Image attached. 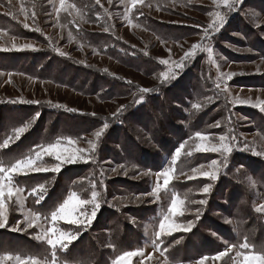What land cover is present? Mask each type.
I'll use <instances>...</instances> for the list:
<instances>
[{
	"label": "trees",
	"instance_id": "16d2710c",
	"mask_svg": "<svg viewBox=\"0 0 264 264\" xmlns=\"http://www.w3.org/2000/svg\"><path fill=\"white\" fill-rule=\"evenodd\" d=\"M81 1L85 2L86 0H65V5L78 8V4ZM166 1L170 2L173 0H146L147 3L143 5L149 11L152 10V6L160 7ZM87 2L89 3V0ZM40 5L46 7V10H48L45 12L46 14L52 11L51 0L43 1ZM61 12H57V17L61 22V29L76 37L75 43L80 45L81 51L89 50L91 53L107 57L145 76L159 75L166 71L159 59L153 57V55L142 48L116 37L111 27L106 25V22L111 25L109 19L103 20L101 6L99 9L98 6L95 7L93 3H89V6L84 11V18L88 20V24L95 25L102 32L90 31L80 26L78 22L73 21V16L76 14L66 12V10ZM139 14L140 12H136L130 18L133 28L151 33L161 44L179 43L184 39L196 36L195 33L185 32L188 31L185 28L178 29L173 25L157 23L156 20L148 15H152L151 13ZM247 23V21H243L242 28L245 31ZM105 28L108 31H105ZM18 29L19 31L21 30L23 38H30L42 43L46 42V48L42 52L37 51L28 55L3 57L5 64L7 61L12 62L10 71L24 74L37 81L58 83L55 74L49 70L52 64H56L58 69L60 66L62 73L75 71L83 73L87 77L88 80L81 85L74 83L75 77L71 80V84L77 87L78 94L82 96H96L101 101L123 97L129 99L126 113L121 114L118 119L112 116L85 112L74 113L64 109L55 110L52 107L41 108L34 107V105H12L4 106L3 110L2 108L0 109V143L8 136L5 135L1 124H3V127L8 128L10 126L13 129L28 122L37 112L40 114L27 134L19 141L11 143L8 148L0 149V161L4 164L22 158L37 144L54 143L55 140L60 138L64 140L65 137L84 141L88 135H93L95 131L103 127L105 122L109 123V127L101 137L100 148L95 155H92L93 159L89 160V163H76L79 166L78 168L75 167L69 171L65 170L60 174L48 172L36 175L31 180H28L29 177L21 176L14 179V182L28 193L32 187L39 183L49 184L47 198L41 204H35L32 196H29L28 199V208L32 211L39 210L42 213L49 212L52 207L62 202V199L69 191H77L83 195L82 197L89 198V196H86L90 194L93 183L96 184L98 191H103L101 208L98 211L96 220L79 237V243L83 246H88L90 249L88 252L91 255L90 258H84L83 261L92 260L93 264H102L109 250L102 248L101 254H99L95 248L96 246H101L102 242H104L103 244L108 243L109 247H126L127 243L137 237V230H139L143 222H147V219L160 207L158 201H153V197L142 195L149 193L151 189L148 187L150 186V176L141 175V173L148 171L153 173L163 164L159 160L163 155H166L170 160L175 148L185 141L189 143L193 140L197 131L218 136L222 134L235 135L239 148L244 147V143L240 139L241 134L256 133L264 137V125H262L264 121L257 111L252 112L248 109L237 108L232 112L225 105L224 94L215 86V75L202 56L198 57L195 63L187 66V70L183 71L175 81L172 79L168 83L160 81L152 88H148L151 90L149 93H142L140 91L141 86L133 84L120 75L104 72L98 68H96L98 71L94 72L93 69L95 67H89L78 60L71 62L70 57L60 55L61 52L54 46V42L41 32L27 31L20 25ZM238 32L242 35L245 34L242 31ZM247 32L255 35L253 30H248ZM113 37L117 41H112ZM222 39L224 37L220 36L217 41L222 42ZM252 48L259 55H256V60L264 59V54L260 49L255 48V45ZM30 55L32 60L29 58ZM11 57L15 61L10 59ZM19 59H25V61L29 59L31 62L27 65H20ZM39 66L43 68L39 69ZM8 67H11V65H8ZM94 80H98V82L105 85L104 90L100 86L98 88L91 86ZM262 80L264 81V75ZM255 85L264 87V82H257ZM93 88L94 90H92ZM141 97H143V101L137 103L136 101L140 100ZM195 104H199L200 108L193 107ZM11 116L12 118L10 119ZM239 116H242L243 120H240ZM217 121L221 122L220 127H209V125L215 124ZM150 125H155L157 127L156 130H154L155 128L151 129ZM164 125L168 127V131H175V136L170 132L171 136H167L164 132ZM247 126L250 127L251 131L247 130ZM229 128L232 129L231 133H229ZM3 131L5 136L2 135ZM122 134L126 141H129L134 146V148H131L135 158L140 156L138 163L128 158L129 155L126 150V152L121 150L124 139L117 138H120L119 136ZM140 134L145 142L141 139ZM245 142L248 145L251 143ZM118 149L122 152H119ZM105 158L114 161L117 165L122 164L124 166L122 174L127 170L126 179L119 177V179L110 180V168L113 166L105 164ZM44 159L48 161L45 157ZM150 159L154 160V162H148ZM212 159H218V155L200 153L195 156H185L184 154L177 161L178 172L181 173L182 170L190 171L191 168L198 167L201 164H205L204 161ZM258 160L260 159L257 156L248 151H234L229 157L228 166L222 169L216 181L198 179V181H178L174 183L175 187L184 192V196L185 193L188 194L187 200L194 192L195 184H212L210 194L206 195L212 204L205 208L204 206L201 207L203 215L198 220L200 226L205 227V225L210 226L212 224L217 234L223 233L225 227L217 224L216 220H222V216L219 213L223 212L220 209L226 208V205L233 202L232 207H238L236 210L235 208L233 209L234 215H238L236 222L241 221L243 215L245 217L244 221L247 223L244 222L241 225L248 231L255 230L256 226L261 223V218L252 210L253 195L248 185L250 181H254L256 188L259 191H263L262 193L264 194V163ZM69 177L71 179L66 182ZM133 178L137 182L133 181ZM101 181H103V184H101ZM138 196L141 197L139 200L137 199ZM236 197L238 199L234 205ZM242 202L250 204V207L241 209V215L240 204ZM237 203L239 204L236 206ZM50 204L51 206L47 209ZM227 210L229 209L226 208ZM193 220H195V217ZM262 225L263 223L260 226ZM246 226L248 227L246 228ZM67 228L73 229L68 227V225ZM262 230L264 233V226ZM242 233H244V230H242ZM231 235L229 233L226 237L229 238ZM263 236L261 235L260 237ZM126 240L130 241L126 242ZM214 243H216V240H214ZM80 244H75L68 253H63V255L75 256L80 253ZM180 244H176V248L185 249L184 253L190 252L187 251V248L191 246V242L183 240L182 237ZM34 245L36 246L37 243L34 242ZM44 247L42 246L43 250Z\"/></svg>",
	"mask_w": 264,
	"mask_h": 264
},
{
	"label": "rangeland",
	"instance_id": "374dc122",
	"mask_svg": "<svg viewBox=\"0 0 264 264\" xmlns=\"http://www.w3.org/2000/svg\"><path fill=\"white\" fill-rule=\"evenodd\" d=\"M39 1L43 2L46 0H0V49H11V46L13 44L19 46L26 43L33 44L35 49H37L23 51H17L15 49L9 51L0 50V61L2 62H0V73H3L2 75H0V109L2 108L3 110L4 106L12 105H34V107L41 108L52 107L55 110L64 109L68 111L67 109H76L74 113L85 112L95 115L113 117V114L116 113L121 106H125L123 113H126L127 105L129 103V99L124 97L108 101H101L98 100L96 96L86 97L78 94L76 90L77 87L71 84L72 78L75 77V84L81 85L84 81L86 82L88 80L87 77L83 73H77L75 71H71L70 73L63 72V74L60 66L58 69V65L56 64H52L49 70L51 73L55 74L58 79V83L52 81L41 82L31 79L24 74L10 71L12 69V62L7 61L6 65L3 57H9V55H28L37 51L42 52V50L46 48V42L42 43L37 40H31L30 38H23L21 30L19 31L18 29L19 25L27 31L30 30L41 32L44 36H48L50 40L54 42V46H56V48L60 52H63L64 55L70 57L69 59L71 62H75L74 60H78L80 63H84L89 67H95L93 69L94 72H97L98 70L96 68H98L99 70H102L104 72L120 75L133 84L141 86V89L152 88L160 81L163 82V79L160 75L161 73L159 75L155 74L154 76H145L136 71H133L132 69H128L127 67H124L120 63L107 57L91 53L89 50L81 51L80 45L75 43L76 37H73L71 34L61 29V22L57 17V10L60 8L59 0H51L53 8L49 14L45 13L48 10H46L45 6L43 7V5H40L41 2ZM229 2L232 3L233 0H229ZM89 3H93L94 6H98L99 9L101 6L103 20L109 19L111 25L108 22H106V25L108 27H111L112 32L116 35V37L130 43L131 45L142 48L159 60H169V64L164 65L166 69L164 73L176 72L177 77H179V75L183 71L187 70V66L195 63V60L198 59V57H204L205 61L209 64L212 72L215 75V86L217 85V83L220 84V88L218 89H220L222 94H224V101L226 102L225 105L230 108L232 112L237 108L248 109L252 112L257 111L262 117L261 119L264 121V110H261V105H264V87H258L255 85L257 84V82H264L262 80V76L264 75V59L256 60V55H259L255 53L252 48L253 45H255V48L260 49V51L264 54V0H234V10L231 11L227 6H225L223 0L166 1L162 4V6L156 7V5H154L152 6V10L148 11L143 5L147 3L146 0H144L143 4H138L135 9H132L131 13H127L126 11L127 8L130 7V0H124L123 3L121 2V0H111V3H109V0H100L99 4L96 3V0H89ZM89 3L87 2V0L85 2L81 1V3L78 4V8L66 6V12L76 14L73 16V21L78 22L80 26L85 27L90 31L100 32L101 30L99 28H97L95 25L88 24V20L84 18V11L89 6ZM21 9L26 10L27 18L25 16V12ZM60 12L61 10L58 13ZM136 12H140L139 15H142L141 13H151L152 15H148L156 20L157 23L173 25L178 29L185 28V30H188H184L185 32H190V34L195 33L196 36L184 39L179 43L161 44L158 39H156V37L151 33L146 32L142 29L133 28V24L129 23V19ZM215 12H221L222 14H225L226 23L218 33L212 34V38L210 40L202 39L204 35L203 29L207 28V26L209 24H212L215 20L214 15H210V13ZM33 13H35V16H33ZM126 15L129 19L125 18ZM244 20L248 22L246 25V31L242 28ZM24 23H27L29 25V28H25L23 26ZM36 28H39V31H36ZM248 30H253L255 35H251L250 33H248ZM238 31H242L246 35L244 34V36ZM220 36L224 37V39H222V42L217 41ZM112 41H117V39L113 37ZM194 44L200 45L203 49L212 47L213 53L211 58H209L206 51L198 50L195 58L189 59L186 62V67L177 70L175 67V62L180 61L181 57L184 56V53L186 51H189L191 49V46ZM31 57L32 56L30 55V60H32ZM10 59L13 58L11 57ZM13 60L15 61V59ZM30 60L27 59V61H25V59H19V64L27 65L31 62ZM38 63L40 64L39 61ZM8 65H11V67H8ZM40 68L43 67L39 66V69ZM9 73L12 74L11 77H9ZM226 73H234L235 75L232 76L231 79H226L224 76H222V74ZM176 79L172 80L175 81ZM168 82H170V80ZM99 83L100 82H98V80H94L91 86L95 88H98V86H100V88L104 90L105 85L101 83L100 85ZM225 86L227 88L226 91L224 90ZM92 90H94V88ZM237 97L242 101H246L247 103H234L233 101ZM19 98H23L26 101H39V103H10L11 100ZM56 105H62L63 107H56ZM11 118L12 116L10 117V119ZM239 119L243 120V117L239 116ZM1 125L2 129L5 131V135H11L13 129L10 126L6 128L3 127V124ZM262 125H264V122H262ZM164 126V132L167 136H171L170 133L174 135L175 131H168V127L166 125ZM150 128H155L154 130H156L157 127L155 125H150ZM247 130L251 131L250 127H248ZM4 131L2 133L3 136H5ZM212 136L218 137V135ZM119 137L120 138L117 139H124V144L121 147V150L124 152L127 151L129 155L128 158L138 163L140 156H137L135 158L131 148H134V146H132L129 141H126L123 134ZM141 139L144 141L142 136ZM240 139H242V143H245V141L251 142L248 145L249 149H254L256 152H264V137L262 135H258L256 133L241 134ZM60 140L62 141L61 148H67L69 151H71L73 148H81L87 150L90 148L89 141L95 143L97 145L96 150L92 153L86 152L85 155H95V153H97L98 149L100 148L101 142V139L100 141L96 140L94 134L88 135L86 140L78 141V143H76L75 145L68 144L66 137L64 138V140L62 138H60ZM55 142L56 140L54 141V143ZM195 142L198 141L193 139L189 143H187L185 145V149L182 150L181 156H183L184 154L185 156H188L186 155V153L192 150ZM216 142H218V140ZM122 151L119 150V152ZM248 152L253 154L252 151ZM196 154L200 153L193 152L191 156H195ZM210 154L214 156L218 155V159H220L218 153ZM254 156H257L260 159L258 160L259 162L264 163V155ZM45 158L48 159V161L44 159V162L48 165L56 163V161L52 157L45 156ZM166 158L167 156L163 155L162 158L159 159L160 163L163 164L158 167L153 173H156L162 170V167L167 166V164L165 163ZM151 161L154 162V160L152 159L148 160V162ZM210 161H204V165H208ZM258 161H256V163H258ZM104 163L113 166L112 168H110V180H116L119 179V177L126 179V175L124 174L125 171L122 174V170H124V167L117 168L118 165L114 161L107 158L104 159ZM75 167L78 168L79 166L76 163L65 165L60 173L65 170L69 171ZM114 168H117L116 172L112 171V169ZM175 169L176 175L179 178L173 179L167 190H161L159 194L160 199L158 200L160 207L147 219V222H143L142 226H140L139 230H137L136 238L131 241L126 240V242L130 241V243L126 244V247H109L110 245L108 243L103 244L104 242H102L101 246L95 247L99 254H101L102 248L109 250L106 259L102 264H112V261L117 255H122L125 251H135L138 248L143 249L145 255L144 257H133L131 264H141V262L142 264H158V262L159 264H163L165 259H167L168 264H196V262L203 256L212 257L217 255L218 252L224 251L226 247L225 241L229 244H238L240 242H243L245 238H247L248 241L256 248L264 247V236L260 237L261 235H264L262 230L264 226V212H260L257 210L261 207H264V194L262 193L263 191H259L256 188V184L254 181H250V184L248 186L253 195V201L251 205L253 207L252 210L261 218V223L256 226L254 231H248V229H245L243 225H241V223L244 224V222H246L244 221L245 217H243L241 209H248L250 207V204H245L243 202L240 204L242 219L241 221L236 222L238 215H234L233 209L235 207H232L233 202H230L229 205H226V208H228L229 210L226 211V208L220 209L223 212L219 213L222 216V220H216L217 224H221L223 227H225V231L223 230V233L217 234L215 232L216 229L212 224H210V226L205 225L204 227L200 226L199 222L197 221L196 226L190 232H176L172 236L167 238L166 244L170 245V247L168 252H166L164 256H160L159 252H153L150 246L149 238L153 229L158 224V220L161 218L162 213L166 211L167 207L171 203L173 195L178 194L181 199H185L184 192L175 187L176 185H174V183L178 181L186 182L198 181V179H207L204 177H198L197 179L191 180L187 179L186 175H180V173L178 172V163L175 165ZM181 172L186 173L187 175H191V171L182 170ZM39 174L42 173H35L21 177H29L28 180H31V178ZM149 176L150 186L148 187L152 189L155 185L156 178L154 175ZM70 179L71 177L67 178L66 182H68ZM132 180L137 182V180L134 178ZM204 185L205 184L202 183L195 184L194 192L190 195L189 200L186 199L185 201V207L188 209V211L185 212L184 216L177 218L179 222H187L189 220H193V218L195 217V215L193 214L195 208L202 207L200 205L190 204L191 200H200L201 198L207 199L208 202L206 205H203L204 208L211 206L212 203L210 202V199L200 191ZM103 190H105V188H103ZM23 196L25 197L23 209L15 204L9 205V228L0 229V246H2L0 247V255H3L5 253L14 255L40 254L43 253L48 247L45 243L37 241L33 238L39 232V229H28L27 232H12L10 230L11 226H14L17 221L23 220L25 212L32 211L28 208L29 194L28 192H26V190L24 191ZM88 196L90 198V194L86 197ZM237 199L238 197H236L234 205ZM238 204L239 203H237L236 206ZM50 206L51 204L47 209H49ZM262 223L263 225L260 226ZM62 225L66 227H63ZM41 226L47 227V224L42 221ZM60 226L65 229H69L63 222H61ZM21 227L23 228L24 225L21 224ZM68 227L75 229L76 226L68 225ZM247 227L248 226H246V228ZM242 230H244V233H242ZM229 233H231L232 235L227 238L226 236ZM182 237L183 240L191 242V246L187 248V251L190 252L184 253L185 249L182 250L176 248V244L181 245L180 243L182 241ZM79 240L80 239L75 241L72 246H74L75 244H80ZM214 240H216V243H214ZM177 241L180 242L177 243ZM34 242L37 243L36 246L34 245ZM42 246H45L44 250L42 249ZM79 246L81 248V252L76 254L75 256H64L62 250L58 251V264H93L92 260L83 261L84 258L91 257L88 252V250H90L89 247L83 246L82 244H80ZM149 254L152 255L151 260L148 259ZM234 255L235 249L232 253H229V256ZM226 260H229V257H224L219 261H213L209 259L208 261H206V264H225ZM229 264H231L230 260Z\"/></svg>",
	"mask_w": 264,
	"mask_h": 264
},
{
	"label": "snow or ice",
	"instance_id": "6c2138e0",
	"mask_svg": "<svg viewBox=\"0 0 264 264\" xmlns=\"http://www.w3.org/2000/svg\"><path fill=\"white\" fill-rule=\"evenodd\" d=\"M123 3L124 0H121ZM144 0H130V7L127 8V13H131L132 9H135L138 4H143ZM60 8L57 10H66L65 0H59ZM96 3L99 4L100 0H96ZM111 3V0H109ZM225 6L229 10H234V0L232 3L229 0H223ZM73 7V6H67ZM25 12L27 18V13L25 9H21ZM143 14V13H141ZM214 15L215 20L212 24H209L207 28L203 29L202 39L210 40L213 33H218L220 29L226 23V15L221 12L210 13ZM35 16V13H33ZM126 19H129L128 16H125ZM129 23L131 20L129 19ZM25 28H29L27 23L23 25ZM39 31V28L35 29ZM108 31L107 28L104 29ZM15 49L17 51L23 50H37L33 44L26 43L23 45L17 46L13 44L11 49L2 48V51H9ZM198 50L206 51L209 58H211L213 53L212 47H207V49L201 48L200 45H192L189 51L184 53V56L181 57L180 61L175 62V67L177 70L183 69L186 67V62L189 59H194L197 55ZM60 55H64L63 52ZM160 63L163 65L169 64V60H160ZM3 73H0L2 75ZM9 73V77H11ZM163 82L167 83L171 79H176L177 73H161L160 74ZM234 73L222 74L226 79H231L234 76ZM130 83V82H129ZM217 88H220V84L217 83ZM225 91L227 90L225 86ZM142 93H149L151 90L148 88L140 89ZM211 100V98H209ZM143 97L140 100L136 101L141 103ZM234 103H247L246 101L240 100L238 97L234 99ZM12 104H24V103H36L39 101H26L23 98L11 100ZM56 107H63L62 105H56ZM193 107L199 109L200 105L195 104ZM125 106H121L116 113L113 114L114 118H119L123 113ZM70 112L76 111V109H67ZM261 110H264V105H261ZM37 112L28 122L22 124V126L15 127L12 130L11 135H8L6 139L0 143V149H6L10 146L11 143L19 141L23 137L36 119L39 117ZM221 122L217 121L215 124L209 125V127H220ZM109 127V123L105 122L103 127L95 131L94 136L97 141H100L105 130ZM232 132V129L229 128V133ZM194 139L198 142H195L192 150L187 152L186 155L191 156L193 152L195 153H218L220 159H213L208 165L201 164L198 167L191 168V175L181 172L180 175H186L187 179H197L198 177H204L211 181H216L219 178V175L223 168H226L229 164V157L233 154L234 151H252L254 155H264V152H256L254 149H249L247 142L244 143L243 148L238 147V140L235 135L222 134L218 137H214L210 134L202 133L197 131L195 133ZM218 140V142H216ZM62 141L57 139L55 143L47 144H37L34 145L29 152L24 155L22 158L16 159L14 162L4 164L0 161V229L9 228V205L15 204L18 205L21 209L24 207L25 197L23 193L24 188L20 187L16 182H14L15 177L28 176L35 173H47L52 172L59 174L65 165L75 164L79 162L87 163L89 160L93 159L91 154L85 155L86 152L92 153L96 150L97 145L92 141H89V149L73 148L69 151L67 148H61ZM67 143L70 145H75L78 143L77 140L68 138ZM187 141L181 143L179 147L175 148L174 153L171 155L170 161L166 158L165 163L167 166L162 167V170L151 173L142 172L141 175H154L156 178L155 185L149 193L142 194L153 197V201H158L160 199V192L162 189L167 190L173 179H178L176 175L175 165L182 155V150L185 149ZM45 156L52 157L56 163L48 165L44 162L43 158ZM123 165H118L117 168H123ZM135 167V166H133ZM117 168L112 169L113 172L117 171ZM207 169V170H205ZM125 175L127 170H125ZM103 184V181H101ZM212 189V184H205L200 190L203 194H210ZM49 192V184L39 183L36 186L32 187L29 196L34 197L35 204H41L46 200ZM188 194L185 193V199H181L178 194L173 195L171 203L161 215V218L158 220V224L153 229L150 236V246L153 252H159L160 256H164L168 252L170 245L166 244L168 237L172 236L176 232H190L195 226L196 221L200 220L203 215L201 207L195 208L193 214L195 215V220H189L187 222H179L178 217L184 216L185 212L188 209L185 207V201ZM103 198V191H98L95 183L91 186L90 198H82L81 194L77 191H69L67 195L62 199V202H59L57 205L52 207V209L47 213H42L39 210L37 211H28L24 213L22 221H17L14 226H11L10 230L12 232H27L28 229H39V232L33 237L35 240L45 243L48 247L43 253L40 254H10L5 253L0 255V264H58V251H63V253H68L71 246L79 237L83 234L84 231H87L93 222L97 218L98 211L101 208V202ZM141 197H137L139 200ZM207 199L200 200H191L190 203L194 205H206ZM260 212H264V207L257 209ZM45 222L47 227H42L41 222ZM61 222L65 225L76 226L75 229H65L62 228ZM230 222V221H226ZM21 224L24 227H21ZM180 241H177L179 243ZM226 247L224 251L218 252L217 255L209 257L203 256L199 259L196 264H206V261L209 259L213 261L222 260L224 257H229L231 264H264V247L256 248L252 245L247 238L243 242L238 244H229L225 241ZM235 249V255L229 256V253H232ZM50 250V258H49ZM145 253L143 249L138 248L135 251H125L122 255H117L112 261V264H131L133 257H144ZM148 259H152V255L149 254ZM229 260L225 261V264H229ZM142 264V262H141ZM159 264V262H158ZM163 264H168L167 259Z\"/></svg>",
	"mask_w": 264,
	"mask_h": 264
}]
</instances>
